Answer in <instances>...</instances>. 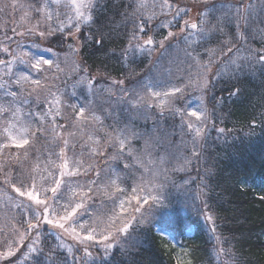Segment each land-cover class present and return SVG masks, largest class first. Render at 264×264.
<instances>
[{"label":"snow or ice","instance_id":"1","mask_svg":"<svg viewBox=\"0 0 264 264\" xmlns=\"http://www.w3.org/2000/svg\"><path fill=\"white\" fill-rule=\"evenodd\" d=\"M37 4L39 6L28 5L31 11H25L21 16V21L27 23L34 18V13L35 17H39L36 24L25 27L19 32L14 27L11 29L13 36H7V34L4 36L5 40L15 43L16 48L12 49L0 42V53L8 57V59L0 58V138H3V142L0 143V152L14 146L17 149H23L24 157L27 158L29 148L38 136H43L48 140L50 143L47 147L53 149L47 153L48 158L43 168V172L47 175L40 176L43 198H41V190H37L35 177L32 178L30 190H22L23 184L21 187L12 185L16 193L21 197L26 196L31 202L16 205L27 216L24 221V230L20 231L15 225L13 227L19 233L20 245H24L26 240H31L26 246L27 251L24 257L36 254L35 264H56L54 250L57 248L66 249L67 253L72 255L74 262L83 259L87 264L88 259L92 258L89 250L91 247L102 248L107 257L113 248L117 246L124 248L126 245L123 242H131L135 239L130 230L149 222V216L152 215L153 210L165 204L167 197L164 194V184L157 181L162 174L167 179L168 170L164 169L162 172L154 170L144 163L141 154H138L137 150L132 147V140L141 134L133 131L130 124H125L119 129L113 128L112 131L101 127L100 131L104 133L103 143L101 137L92 132L87 135L84 144L80 145L82 149L85 146L88 147L87 155L90 159L105 157L106 160L116 163V168L100 169L95 166L94 162L86 163L81 158L84 156L83 151L79 157L76 156V143L72 139L76 136V132L65 133L62 130L65 128L79 129L82 138L84 136L83 125L86 122L103 125V121L101 116L96 114L90 100L87 103H68L63 99V93L51 90L49 80L58 79V74L64 71L61 67V54L55 52L51 46L45 47L43 52L52 53V57L47 58L41 54L42 43L40 42L50 45L55 41L58 46L67 45V51L62 53L63 62L66 64L69 58H73V71L82 73L76 83L86 86L90 94L103 91L110 96L114 95L113 87L123 85L124 80L113 79L111 86H100L98 76L91 75L88 68L81 67L83 61L75 59L79 57L81 48L89 41L103 47L106 34L100 28L95 32L89 31L82 39L83 27L91 28L96 23L98 0H37ZM11 7L15 10L17 7L23 9L25 6L17 5L16 0H13ZM129 7L131 11L126 9L121 14L123 19L116 25V27L124 25L127 28V25L131 24V28L125 33L127 44L121 49V58L124 63H128L137 54L150 56L157 45L163 48L166 41L180 36L185 44L186 57L202 70L200 75L203 78L198 77L197 80L189 78L187 85L179 87L171 85L166 91L156 90L157 83L144 84L142 87L147 89L146 93L141 95L132 90L136 98L128 100L130 108L138 113L141 109L155 107L161 117L167 112L173 117L180 118L178 127L181 136L190 135L192 144L191 158H186L184 163L178 164L175 169L184 171L185 167L191 163V159L201 157L202 153L198 149L203 147L202 142H206L209 122L211 121L214 126L215 122L212 121V117L217 107L224 103L223 97H218L215 93L211 96L205 95L215 87L207 79V73L211 71L212 63L215 62L213 60L215 53L219 51L221 56L228 57L213 77L216 82H219L225 75L235 78L237 72L245 68L254 69L257 64L264 67V47H252L248 43L249 36L246 35L248 29L251 28L253 36L259 35L261 41L264 42V27H260L264 24V20L258 21L254 5L251 3L245 5L244 0H240L239 5L222 4L220 8L227 11L215 17V24L208 17L217 9H208L198 13L197 19L193 20L186 18L191 9L186 5L182 6V0H132ZM61 8L64 11H60ZM0 11H3V8H0ZM154 21L158 22L153 23ZM225 23L229 27H235L234 36H228L227 39L220 41L221 47L218 49H205L209 60L201 63L200 53L196 52V48L212 39L216 33L227 35L224 28ZM253 24L256 26L253 27ZM164 31L167 35H163ZM97 33L99 38H97ZM17 36L32 37L30 46H25L22 40H15L14 37ZM157 36H161V39L158 40ZM234 38L243 42L240 47L233 43ZM68 41L71 42L68 43ZM244 51L246 55L243 54ZM32 71L37 73V77L32 75ZM48 73H51V77L47 75ZM187 87H194L201 93L196 98L198 103L195 105L184 95ZM239 92L240 89L237 88L228 95L231 98L237 96ZM32 98L37 106L42 101L45 105L42 112L34 114L38 125L24 120L22 115V105L32 103ZM119 99L123 100L124 97L121 96ZM209 100L212 101L211 108L208 106ZM177 104L183 106L178 107ZM65 108L71 110L67 117ZM29 115L32 114L29 113ZM57 118L66 120V123H57ZM251 126H255V121ZM217 131L224 133L225 129L219 128ZM181 143L186 142L181 139ZM150 147H152L151 140H146L145 148L141 152L147 158L148 165H155V161L150 158L151 153L148 152ZM108 148L113 149L111 155H106ZM70 151L72 155H69ZM164 160L165 157H160V163ZM117 168L120 171H117ZM40 170V164L36 163L34 171ZM93 170L95 178L87 180L86 183L79 181V177L87 176ZM102 171L105 172V178L103 183H99ZM129 180H131L130 192L129 187H125ZM49 181H51L50 185L44 186ZM5 182L7 183L8 180L6 179ZM97 195H102L111 201L113 205L111 214H106L103 219L97 217L91 224L87 221L80 222L84 214L92 215L89 212L88 202ZM11 199L9 197V200ZM206 219L211 221L213 216L207 215ZM44 225H49L51 229H58L60 232L56 236L57 244L52 246V250L42 260L40 257L44 253V246L41 229ZM65 238L73 243H67ZM217 239L219 240V237ZM81 249L83 257H76L74 252ZM220 251L224 249L221 248ZM5 255L14 256L15 250L10 246L6 253H0V256ZM63 264H68L67 258Z\"/></svg>","mask_w":264,"mask_h":264},{"label":"trees","instance_id":"2","mask_svg":"<svg viewBox=\"0 0 264 264\" xmlns=\"http://www.w3.org/2000/svg\"><path fill=\"white\" fill-rule=\"evenodd\" d=\"M1 1L0 8H3V11H0V39L4 38L10 23L8 7H5V3L1 4ZM31 1L37 2V0ZM249 3L254 5L257 20H264V0H244L245 5ZM131 4L132 0H98L96 23L91 28L83 27L82 39L89 31L95 32L98 28L106 34V37L103 47L89 41L81 48L79 57L75 58L83 61L81 67L88 68L91 75L98 76L99 85L103 87L111 86L112 80L115 79L124 80V84L120 85L121 88L136 89L150 82L158 72L162 70L169 72L175 67L174 64L180 67L185 66L182 61L188 68L194 66L188 69L190 75L203 78L200 75L202 70L195 66L193 61L192 64L185 61L189 59L185 55L182 37L175 41L176 44H167L163 48L157 45L150 56L137 54L128 63L123 62L121 49L127 44L125 33L131 28V24L129 23L127 28L124 25L119 27L116 25L123 19L121 14L126 9L131 11L129 7ZM222 4L239 5L240 0H182V6L186 5L191 9L186 18L194 16L195 20L198 13L217 9L208 17L213 24L216 23V16L227 11L220 8ZM3 19L7 20L4 21L6 23H3ZM255 26L253 24V27ZM260 27H264V24ZM224 28L227 35L216 33L212 39L196 48V52L200 53L201 63L209 60L205 49H218L221 47L220 41L227 39L228 36H234V26L229 27L225 23ZM241 30H244L243 27ZM163 35H167V32L164 31ZM246 35L249 36L248 43L252 47H264L260 36H253L251 28ZM97 38H99L98 33ZM156 38L159 40L161 36ZM233 43L240 47L243 42L234 38ZM49 46L58 53L67 51L66 44L61 47L53 41ZM243 54L246 55V51ZM227 58L217 51L213 57L215 62L212 63L211 71L207 73V79L215 87L205 95L211 96L215 93L216 96L223 97L224 103L217 107L212 117L214 126L211 121L209 122L206 142H202L203 147L198 149L202 153L201 157L191 159L185 171L177 174V180L167 184L169 187L165 193L167 197L165 204L153 210L152 215L149 216V222L130 230L135 238L133 241L123 242L126 245L124 248L120 246L113 248L107 257L102 248L94 247L98 253L92 254L87 264H264V67L257 64L254 69L245 68L237 72L235 78L225 75L216 82L213 77ZM3 59L8 57L4 56ZM80 75L82 73L73 71L72 65L70 70L64 69L62 73H59V78L49 85L53 92L63 93V99L68 103L75 104L76 100L87 103L90 100L94 107L102 110L107 126L91 125L82 138L79 129H76L75 132L78 135L73 142L76 143L77 152L78 150L86 152L84 159L86 163L94 162L97 168L105 169L114 162L106 160L105 157L90 159L87 155L88 147L85 146L82 149L80 145L87 140L90 130L101 137L102 143L104 133L100 131L101 127L108 131L113 130L112 116L108 110L105 111L103 105L99 104L100 98L97 97V93L102 92L107 99L110 96L103 91L95 94L88 93L86 86L76 83ZM237 88L240 89L239 94L230 98L229 92ZM73 93L75 95H72ZM122 96L124 97L121 100L124 102L122 107L129 108V99L126 95L122 94ZM26 106L33 112H42L45 107L43 101L37 106L34 98L32 103ZM177 106L182 107V104ZM208 106L212 107V101L209 100ZM70 112V109L65 108L66 117L70 115ZM118 112L124 114L120 107ZM133 121L137 129L140 128L146 135H151L154 130H157L161 136L165 132L173 136L180 118L173 117L167 112L161 117L156 110L150 111L148 118ZM253 121H255L254 127L251 126ZM57 123L65 124L66 120L57 118ZM219 128L225 129V132L219 133L217 131ZM70 129L65 128L62 131L67 133L66 131ZM49 143L43 136H38L29 148L27 158L24 157L23 149H17L14 146L0 153V165H2L0 167V220L3 219V225H0V241L4 244L3 248L0 247V253H6L10 246L15 250L14 256L0 259V264H35L36 254L24 257L27 251L26 246L31 240H26L24 245H20L16 236L6 235L9 228L14 230L13 225L15 227L24 225L26 220L24 215H20L21 209L16 207L23 203H20L19 196L11 187L13 184L18 186L13 176L20 182L26 183L27 187L29 186L27 183H31L30 179L34 175V162L41 161L45 154L47 158V153L53 151L51 147H47ZM112 151V148H108L106 155H111ZM94 174L93 170L85 178H92ZM6 179L9 186L5 182ZM9 197L12 199L9 200ZM12 211L17 213L14 215ZM207 215H212L213 220H207ZM158 226L174 237L175 241L158 230L156 228ZM41 234L44 253L40 258L43 260L52 250V246L57 244V233L43 227ZM221 248L224 251H220ZM54 251L56 264H63L65 258L68 264H85L83 259L74 262L72 255L67 253L66 249L57 248ZM75 253L76 251L74 252L76 257H83V253L79 251L78 254Z\"/></svg>","mask_w":264,"mask_h":264},{"label":"rangeland","instance_id":"3","mask_svg":"<svg viewBox=\"0 0 264 264\" xmlns=\"http://www.w3.org/2000/svg\"><path fill=\"white\" fill-rule=\"evenodd\" d=\"M1 1V0H0ZM5 3L6 5H8V10H9V17L8 20L10 21V23H8V28H7V36H13V32L11 31L12 28H16V31H22L23 28L25 27H30L34 24L37 23V19H39V17H35L34 13H33V17L32 19H30L27 23H24L23 21H21V16L24 15L25 11H31L27 6L28 5H32V4H36L37 6H39L37 4L36 1H31V0H16V4L17 5H24L25 7L23 9L17 7L15 10H13V8L11 7L13 0H2L1 4ZM60 11H64L62 9H60ZM190 19L194 20V16H191ZM4 21H7L5 19H3V23H6ZM19 25V26H18ZM173 31H177L173 30ZM181 38L180 36H177L173 39H170L169 41L165 42V45L167 44H171V43H175V41L177 39ZM15 40H22L25 44V46H30V43L32 41V37H14ZM0 42H2L3 44L9 46L12 49L16 48V44L15 43H10L9 41L5 40L4 38L0 39ZM42 43V48H41V54H44L47 58H51L52 57V53H45L43 52V48L45 47H49V45L46 44V42H40ZM176 44V43H175ZM164 45V46H165ZM67 47V46H65ZM161 48V47H160ZM67 49V48H66ZM64 49V50H66ZM157 51V50H156ZM64 51H62L60 54V59H61V67L65 70H70L72 67V59L73 58H69L68 62L65 64L63 62L64 57H63V53ZM58 53V52H57ZM4 56L7 57L6 54L4 53H0V58H4ZM189 60H185L188 64H192V60L190 58H187ZM183 64L186 66L180 67L178 66V64H174L175 67L168 72H165L164 70L160 71L157 73V75L150 81L153 83H157V88L156 90H160V91H166L171 85H176L177 87L181 86V85H187L188 83V79L191 78L192 80H197V77H194L193 75H190L189 70L188 69H192V68H188L187 64L182 61ZM194 65V64H193ZM197 66V65H195ZM32 75L34 77H37V73L35 71H32ZM47 75H49V77H51V73H48ZM49 83H53V80H49ZM149 83V82H148ZM121 89L123 91H121ZM132 90H134L136 93H139L141 95L145 94L147 89L143 88V87H139L136 89H131V88H127V87H122L120 85H117L115 89H113L114 95H109L107 92V94L110 96L109 99H107L106 97L103 96L102 92L99 94L97 93V97L100 98L99 99V104L103 105L105 110L109 111V114H111V119H112V125L114 126L115 129H119V128H123L125 124H130L132 127V130L140 133L141 135L134 138L132 140V147L135 148L138 152V154H141L142 159H144V163L150 167V168H154V170H158V171H163L164 169H167V179H165V177L163 176V174L160 176V179L157 181L158 183H163L164 184V194L167 192V188L169 187V185H167L168 183L171 184L173 182H175L178 178L177 174L183 171H177L175 170L177 168V165L180 164L182 165L184 163V160L186 158H191V149H192V144H191V136L190 135H184L183 137L181 136V131L180 128L177 127L176 130L173 131V136L168 135V133L165 132V134L163 136L159 135L157 130H154V132L151 135H146L143 131L139 129H137L136 124L134 123L133 120L135 119H144L145 117L148 118V114L150 111H156L158 109H156L155 107L151 108V109H141V111L138 113L137 111L133 110L132 108H124L122 107L123 104L119 97L123 95H126L127 98L130 99H135V95L132 94ZM122 93V94H121ZM102 94V96H101ZM185 97H187V99L191 100L193 102V104L195 105L196 103H198V101L196 100L197 97H199L201 95V93L194 87H187L185 88V92H184ZM101 96V97H100ZM104 97V98H103ZM146 99H148V97H146ZM76 103H80V101L76 100ZM124 103V102H123ZM183 106V105H182ZM94 107V106H93ZM119 107L123 110L124 114H120L118 112ZM94 110L96 111V114L101 116L102 121H103V125L107 126V123L104 122L105 119V115L102 112V110L98 107H94ZM127 112V113H126ZM29 113H31L32 115H29ZM36 112L31 111V109L28 110L26 105H22V115H23V119L26 121H31L33 125H38V120L35 117ZM134 117L133 119H130ZM180 124V121H179ZM178 124V126H179ZM91 125H96L95 123L92 122H86L83 125L84 128V133H87L88 128L91 127ZM101 125V124H99ZM156 126V125H155ZM105 129V128H104ZM76 129L71 128L70 130L66 131H74L75 132ZM107 130V129H105ZM108 131V130H107ZM89 133H92L91 130ZM78 135V133H76V136ZM158 138V139H157ZM73 141L76 139L75 137L72 138ZM181 139H183L186 143H181ZM146 140H151V144L152 147H150L148 149V152L151 153V159L153 161H155V165H148V161L147 158H145L141 152V150H143L145 148V141ZM3 142V138H0V143ZM76 149V148H75ZM82 151L78 150V152L75 150V154L77 157L80 156V153ZM113 152V151H112ZM1 153V152H0ZM69 155H72V152H69ZM165 157V160L163 163H160V157ZM86 157V152H84V156L81 157L83 159H85ZM48 158V157H47ZM46 158V154L45 156L42 158L41 161H37L34 162V165L36 163L40 164V171H34V175L32 176L35 177L36 179V183H37V190H41V180H40V176L41 175H47L46 172H43V168L45 165V162L47 161ZM53 159H55V157H53ZM33 165V166H34ZM108 167H112V168H116V163H113L112 165H109ZM106 167V168H108ZM187 167V166H186ZM185 167V169H186ZM117 171H120L119 168H117ZM185 171V170H184ZM123 174V173H122ZM137 175H139V173H137ZM90 176V175H89ZM92 178H85V176H81L79 177V181L81 183H86L87 180L89 179H93L95 178V174L92 175ZM105 178V172L102 171L101 172V179L99 181V183H103ZM13 180L15 183H18L17 187H21V184H24L22 188V190L27 191L30 190L31 185L33 180L30 179L31 183H27L29 184V186L27 187L26 183L24 182H20L19 179H15V176H13ZM51 183V181H49V183L47 185L44 186H49ZM131 184V180L128 181V184L125 185V187H129ZM7 185L9 186V182H7ZM12 188V187H11ZM13 189V188H12ZM129 192H130V187H129ZM19 196V201L20 203L23 204H29L31 203L30 201H28V198L26 196L21 197L18 193H16ZM41 198H43V192L41 190ZM62 203L64 202L63 200L61 201ZM133 203H135L133 201ZM88 204L90 205L89 207V212L92 215H88V214H84L82 216V219L80 220V222H85L87 221L89 224L92 223V221L94 219H96L97 217L103 219L105 217L106 214H111V209L113 207L112 203L110 200H107L106 198H104L102 195H97L93 197L92 201H89ZM147 208V206H145V209ZM118 211V209H117ZM12 214H16V211H12ZM19 214V213H18ZM17 214V215H18ZM20 215H24L23 213ZM25 216V215H24ZM25 219H27V216H25ZM0 225H3V219L0 220ZM16 227L18 229H20V231L24 230V225H20ZM43 227H47L49 230L55 231L57 234L60 232V230L58 229H51V226L49 225H44ZM100 227L102 228L103 225L101 224ZM158 230H160L163 234H165L166 236H168L172 241H175V238L170 236L165 230H162L158 227H156ZM9 232L6 235L15 237L18 239L19 237V233L14 230H12L11 228H9ZM190 232H192L190 230ZM34 235V233H33ZM67 243H73L70 239L65 238ZM3 243L0 241V247L3 248ZM91 251L92 254H97L98 252L96 251V248L91 247L89 249ZM81 253H83L82 249L79 251ZM75 254H78V251H76ZM5 256H0V259H4Z\"/></svg>","mask_w":264,"mask_h":264}]
</instances>
